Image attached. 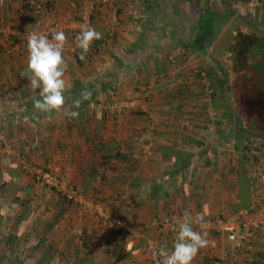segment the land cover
Masks as SVG:
<instances>
[{"label": "crops", "instance_id": "1", "mask_svg": "<svg viewBox=\"0 0 264 264\" xmlns=\"http://www.w3.org/2000/svg\"><path fill=\"white\" fill-rule=\"evenodd\" d=\"M46 1L0 0V26L4 28L0 29L4 31L0 36V183L11 179L5 186L8 190L0 192V230L4 235L8 230L17 234L25 263L155 264L150 250L161 246L171 249L176 221L185 210L193 215L202 212L205 219L213 222L220 217L235 220L234 215L253 203L257 184L245 151L236 149V117L230 121L224 117L227 112L237 115L240 108L235 93L231 99L228 94L227 99L222 96L219 84L225 75L220 82L212 75L213 105L219 114L216 119L205 116L208 101L203 97L199 71L204 65H208L209 72L215 70L209 56L216 62L229 57L232 62L236 31L252 29L250 21L259 18L257 23L264 28V0H193L186 4L181 0L180 14L193 16L189 23L195 24V33L205 29L217 34L207 39L206 45L203 43L205 50L187 48L171 40L139 58L140 62L135 60L138 49L135 54L128 49L141 42L145 17L152 18L143 1L136 0V5L133 0H86L84 7L94 12L89 25L103 37L93 42L82 63L78 61L81 50L75 40L84 25L79 18L82 0H50L51 6L44 7ZM218 12L225 17L222 22L213 20V13ZM243 16L250 21L245 23ZM204 18L211 20L204 24ZM17 21L39 32L57 22L58 30L65 32L66 96L69 110L78 111V117L67 116L63 109L51 114H39L32 108L28 111L33 94L27 78V43L10 30ZM214 26H219L218 30ZM112 30L114 38L106 43ZM229 36L224 51L222 48L219 52V41ZM124 58L128 66L118 70L113 85L99 91L85 107H71L76 79L91 82ZM142 83L149 86V112L121 113L115 118L120 99L137 94ZM36 95L38 98L39 90ZM225 102L226 107L219 106ZM254 120L246 124L244 119L243 124L248 127ZM227 130L232 133L220 135V131ZM253 138L264 145V137L247 138L242 144L251 143ZM12 142L14 148H6ZM148 143L150 154L145 148ZM119 149L126 158L114 159L115 169L100 165L103 154ZM181 151L193 155L190 165L176 172V154ZM26 156L31 160L28 164L48 167L103 202L120 218L122 228L113 227L90 204L73 202L66 207L53 192L45 195L53 194V207L44 202V196L30 206L29 215L19 220L23 205L10 199L12 195L23 196L22 192L32 187L34 180L22 174ZM243 172L250 183V201L245 206L239 196ZM36 186L43 185L36 183L32 188ZM47 205L52 207L50 211ZM60 209L61 214L55 217ZM194 228L207 231L214 244L202 248L192 264H264V238L260 235L251 246L239 245L238 240L228 237L227 228L217 224ZM0 264L8 263L2 257Z\"/></svg>", "mask_w": 264, "mask_h": 264}, {"label": "trees", "instance_id": "2", "mask_svg": "<svg viewBox=\"0 0 264 264\" xmlns=\"http://www.w3.org/2000/svg\"><path fill=\"white\" fill-rule=\"evenodd\" d=\"M143 5L145 9L149 12H151L152 18L145 17V20L143 21L142 31L143 34L141 36V42H135L134 47H129L128 51L135 54V51L137 50L136 55V62H140L143 56H148L151 50L155 48H159L162 46H166L167 42L174 41L178 44H182L187 48H194V49H200L205 50L207 46L202 47L203 43L206 45L213 37L216 32H212L211 30H201L195 33L194 29L195 24L189 23L191 21V18L193 16H190L187 14H180L181 13V0H142ZM185 4L191 3L193 0H182ZM244 1V0H243ZM50 0H47L44 2L43 6H51ZM28 3V2H27ZM26 3V4H27ZM31 5V4H30ZM28 7L29 4L27 5ZM42 6V7H43ZM31 9H38L37 7L33 6L30 7ZM40 10H38L39 12ZM180 11V12H179ZM234 13V12H233ZM232 14V12L227 13ZM222 13H213L212 17L213 20L222 22V20L225 19V17L221 16ZM247 17V16H246ZM94 18V12H91V18L90 21ZM245 23L249 22V18H245L243 16L242 18ZM211 20V19H209ZM209 20L203 19L204 24L208 22ZM250 23L253 25H249L253 27L249 30H237L235 34V43L234 46V53L231 55V71H232V77L229 78V76L225 75V82L222 83L220 86L228 94V99H231V94L235 93V99L238 101V107L239 112L238 114L241 115L243 120L245 119L246 124L248 122L252 123V120H254V124H257L256 126L247 125L249 128L253 130V133L245 132L239 129L237 124L233 126V130L235 131V136L239 138L236 149L243 152L245 151V148L248 146L247 144H242L244 140L251 137H264V28L259 27V24L257 21H250ZM203 28V27H202ZM148 29V30H146ZM153 30V31H152ZM153 32V33H152ZM114 35V34H113ZM169 39V40H168ZM207 39L209 40L207 42ZM194 40V41H193ZM232 49V48H230ZM127 51V52H128ZM141 56V57H139ZM229 59V57H226ZM124 60V61H123ZM121 62L114 65L109 70L105 71L103 74L98 75L95 80L91 82H83L80 79H76L74 82V85L71 90V96L70 100L79 98L80 91L87 86L92 91V96L89 100H86L82 103L81 107H85L89 101L95 99V95L98 94L99 91L103 90L106 86L113 85V82L116 78V75L118 73L119 69H124L128 66L126 62V58H124ZM78 61L82 63V60L78 58ZM219 64V62H218ZM200 70H205L204 68H201ZM230 71V69L228 68ZM206 71V70H205ZM206 73L210 76L209 72L206 71ZM184 88V87H183ZM186 90V88H184ZM226 98V99H227ZM226 101V100H225ZM228 101V100H227ZM96 102V100H95ZM98 102V101H97ZM228 102H225L224 104H220L221 107H226ZM28 111H34L33 105L30 106L28 104ZM32 108V110H30ZM128 108L125 110V113L129 114H147L146 111L141 109H134ZM40 114V113H39ZM238 114L234 116V114H230L227 112V114L224 116L229 121L233 120V117H238ZM120 116L119 111H115V118ZM240 117V116H239ZM241 118V119H242ZM253 118V119H252ZM231 130V129H230ZM232 131V130H231ZM232 132L229 130L227 131H220V135L226 137L230 135ZM245 142V141H244ZM201 143V142H200ZM202 145V144H199ZM243 145L245 146L243 148ZM177 155V161H176V172L184 170L186 167H188L191 163L192 153L188 151H181V153L176 154ZM126 155L119 150L115 152L105 153L102 155V159L100 161V165L111 168L112 170L115 169V160H125ZM129 161V159H126ZM31 163V160H29ZM24 166V165H23ZM22 166V167H23ZM45 169H49L48 167H45ZM246 172H243L240 177V187L241 192L239 196L241 197V200H243V206H245L246 203H249L250 199V191H249V180L246 176ZM10 180H4L0 183V192L4 194L8 189L5 187L6 184L10 183ZM60 196V200L62 203L66 204V207L73 202L71 200H68L66 196L62 193H58ZM22 196H15V200L20 201L21 204L25 203V198ZM251 203V202H250ZM242 207V206H240ZM247 207V205H246ZM25 212L19 216V220H21L24 216ZM58 217L59 214H61V209L55 213ZM53 224L49 223V227ZM116 226L122 228L120 224H116ZM9 233H6L5 235L1 233L0 230V259L3 257L6 259L8 264H26L24 259L22 258L19 249H18V238L17 234L12 232L10 233V230H8ZM48 257H51V254H48ZM47 257V258H48ZM84 261H79V264H83Z\"/></svg>", "mask_w": 264, "mask_h": 264}, {"label": "clouds", "instance_id": "3", "mask_svg": "<svg viewBox=\"0 0 264 264\" xmlns=\"http://www.w3.org/2000/svg\"><path fill=\"white\" fill-rule=\"evenodd\" d=\"M49 35L39 31L27 34V72L29 87L32 91V103L35 111L51 114L62 109L71 118L79 116L78 111L69 110V99L66 96L68 86L65 79L68 63L64 57L67 36L63 30H52ZM103 34L89 24H84L76 36V47L80 52V59H84L90 51L94 41L102 39ZM37 90L39 97L37 98ZM92 91L85 86L79 98L72 100L71 107L79 109L82 103L89 100ZM25 121L29 118L24 117ZM207 223L205 214L197 212L193 215L185 210L181 218L177 219L174 227L175 237L171 249L161 246L152 252L155 264H192L198 252L214 241L209 239L207 231H197L194 225L200 226Z\"/></svg>", "mask_w": 264, "mask_h": 264}, {"label": "built area", "instance_id": "4", "mask_svg": "<svg viewBox=\"0 0 264 264\" xmlns=\"http://www.w3.org/2000/svg\"><path fill=\"white\" fill-rule=\"evenodd\" d=\"M80 15L82 17V22L84 24H89L91 11L85 8ZM115 21L118 23V19ZM57 29V24H52L49 27V30L44 32V34L49 35V38H51V31ZM11 31L15 32V28ZM27 34V32L20 30V35L26 40V43ZM110 34H114L113 30ZM199 74L204 86L203 97H205V99L208 101V103L205 104L203 113L209 119H216L218 117L219 110L213 105V95L211 92L212 83L210 76L205 70H200ZM143 87L145 91L140 89L137 94L129 96L125 99H120L117 104L119 115L124 113L128 108H136L149 112L151 107L148 106V104L150 102H147L148 100L144 99V96L147 95L146 92L149 91V86L143 85ZM149 143L148 147H145L148 154L151 153V144ZM6 148L11 149V145L7 146ZM245 153L251 163V175L256 178L257 181L253 203L249 207L240 211L237 215H234V217H236L235 220L220 217L215 222H213L206 219L207 223L204 225L209 226L217 224L218 226L227 228L229 230L228 236L230 239L238 240L240 243L239 245L247 244L251 246L252 242L258 239V235L264 238V149L259 146L248 145L245 148ZM24 168L26 171L32 174L34 180L48 186L58 193L64 194L68 200H71L72 202L79 205L90 204L100 217L110 220L113 225L121 223L120 218L114 216V214L110 212L103 202L99 201L94 196H88V194L83 189L76 186L63 176L58 175L53 170L45 169L33 164H28L27 162L24 164Z\"/></svg>", "mask_w": 264, "mask_h": 264}, {"label": "rangeland", "instance_id": "5", "mask_svg": "<svg viewBox=\"0 0 264 264\" xmlns=\"http://www.w3.org/2000/svg\"><path fill=\"white\" fill-rule=\"evenodd\" d=\"M133 1H135V4L136 5H139V1H136V0H133ZM86 3V0H82V4H83V6L81 7V9L82 10H84L85 9V7L84 6H86L87 4H85ZM214 3H215V1H214ZM88 9V8H87ZM83 11H81V13H82ZM78 17V16H77ZM80 19H82V17H81V15H80V17H79ZM258 22H260L259 21V18H258V20H257ZM2 22H0V24H1ZM16 24L15 25H11L10 26V30H12V28H15V33L18 35V34H20V30H23L24 32H27V33H29V32H32V31H34L32 28L31 29H29V27H26V25H24V24H22V23H18V21L17 22H15ZM52 24H57V28H58V23L57 22H54V23H52ZM51 24V25H52ZM51 25H49V27L51 26ZM49 27L45 30V31H43L42 33H44V32H46L47 30H49ZM214 28H216V30H218V28H219V26L218 27H215L214 26ZM0 29H4L3 27H1L0 26ZM58 30V29H57ZM246 31L248 30V29H245ZM1 31V30H0ZM36 31V30H35ZM12 33H14V32H12ZM2 35H4V31L3 32H0V36H2ZM115 35V34H114ZM114 35H111L110 33H108V35H107V38H106V43H108V41L110 42L111 40H113V38H114ZM19 36V35H18ZM229 39H231V37L229 36V37H223V41L221 40V41H219V48H218V51L220 52L221 51V49L224 47L225 48V43L229 40ZM224 48L222 49L223 51H224ZM209 58V61L211 62V65L212 66H214V68H215V70L213 71V72H209V68H208V65H204V69L206 70V71H208L209 72V74H210V79H211V83H212V75H214L215 76V78H217L218 80H217V82H220L219 81V79H222V76H224V75H227V76H229V74L232 72L231 71V67H232V65H231V61L229 60V59H227V58H222L220 61H219V64H218V62H216V58L215 57H213V56H209L208 57ZM211 66V67H212ZM225 68L228 70V68L230 69V71L229 72H227L226 74H225V72L223 71V69L225 70ZM225 82V79H224V77H223V80H222V83H224ZM221 82H220V84L219 85H221L222 84ZM143 85H147V83H142V86H140L139 88L140 89H143L144 87H143ZM212 86V85H211ZM136 88H137V86H136ZM144 90V89H143ZM220 90H222V96H223V98H226V96H227V93L226 92H224V90L222 89V87L220 86ZM145 91V90H144ZM144 99L145 100H147L148 99V95H145L144 96ZM151 103V102H150ZM149 103V104H150ZM153 103V102H152ZM11 144V149H13L14 148V142H12V143H10ZM247 145H253V146H259V147H261V148H263V146L264 145H262V143H261V141H259L258 142V140L257 139H255V138H253V140L251 141V143H249V144H247ZM25 162H28L29 163V159H28V157L26 156L25 158ZM32 163H34V162H32ZM23 165V164H22ZM22 174H24V175H28V176H30L31 178H32V180H34V178H33V176H32V174L30 173V172H28V171H26V169H24L23 171H22ZM36 183H39L38 181H36V180H34V181H32L31 182V184H32V187H34V185L36 184ZM41 184V183H40ZM41 185H43V184H41ZM30 188V187H28L27 189H25L22 193V197L23 198H25V205L24 204H22L23 205V211L25 212V214H24V216H23V218L24 217H26L27 215H29L30 213H31V208H30V206L31 205H33V204H35L36 203V200H40V199H42L45 195H47V193H50V192H53V193H58V192H56V191H54L53 189H51V188H49L48 186H46V185H43V186H40V188L39 187H37L36 186V188L34 189V188ZM48 188V189H47ZM14 193H16V192H14ZM10 195V194H9ZM59 195V194H58ZM21 196V195H20ZM8 201H9V197H7L6 198ZM52 199H53V194L51 193V195L50 196H45V198L43 199L44 200V202H46L47 204H51V206L53 205V203H52ZM10 200H14L15 201V197H14V195H12V197H11V199ZM17 201V200H16ZM1 204H2V202H1ZM71 205V204H70ZM69 205V206H70ZM40 206V205H39ZM38 207V206H37ZM53 207V206H52ZM51 207V208H52ZM51 208H49L48 207V205L46 206V209L47 210H49L50 211V209ZM108 208V207H107ZM109 210H110V212L111 213H113L112 211H111V209L110 208H108ZM239 211V210H238ZM36 214V212L33 214V215H35ZM114 214V213H113ZM116 216V215H115ZM105 220H106V218H105ZM106 221H108V219L106 220ZM116 225H114L113 227H115ZM116 228V227H115ZM229 235V234H228ZM229 237V236H228ZM237 242V241H236ZM62 260V259H61Z\"/></svg>", "mask_w": 264, "mask_h": 264}, {"label": "water", "instance_id": "6", "mask_svg": "<svg viewBox=\"0 0 264 264\" xmlns=\"http://www.w3.org/2000/svg\"><path fill=\"white\" fill-rule=\"evenodd\" d=\"M225 72L227 73V69L225 68ZM237 120V125L239 127L240 130L245 131V132H249V133H253V130L244 126L243 124V120L241 119V117H236Z\"/></svg>", "mask_w": 264, "mask_h": 264}]
</instances>
